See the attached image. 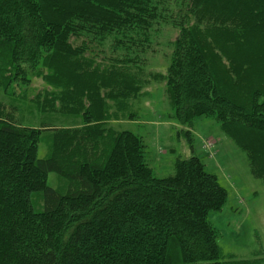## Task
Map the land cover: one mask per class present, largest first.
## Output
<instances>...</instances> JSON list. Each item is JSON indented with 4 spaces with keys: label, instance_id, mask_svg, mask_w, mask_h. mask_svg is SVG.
<instances>
[{
    "label": "trees",
    "instance_id": "1",
    "mask_svg": "<svg viewBox=\"0 0 264 264\" xmlns=\"http://www.w3.org/2000/svg\"><path fill=\"white\" fill-rule=\"evenodd\" d=\"M166 17L179 29L166 95L192 153L158 178L141 139L108 125L105 97L121 106L141 86L71 39L127 48ZM28 74L56 89L27 99ZM198 117L264 183V0H0V264H263L220 260L207 216L227 192L194 153Z\"/></svg>",
    "mask_w": 264,
    "mask_h": 264
},
{
    "label": "rangeland",
    "instance_id": "2",
    "mask_svg": "<svg viewBox=\"0 0 264 264\" xmlns=\"http://www.w3.org/2000/svg\"><path fill=\"white\" fill-rule=\"evenodd\" d=\"M178 32L173 19L166 17L147 32L148 39L138 37L127 48L115 46L111 39L103 42L91 37L71 39L73 46L87 43L86 60L94 61L102 69L120 68L121 74L128 76L130 86H141L138 95L133 92L127 99L118 101L123 103L121 106L105 97L109 112L118 110L108 125L118 131H130L141 139L144 160L158 178L172 175L176 158H187L192 153L185 136L178 133L186 130L185 127L172 119L164 80ZM28 76L32 79L26 87L27 99L39 95L42 102L45 90L56 89L41 78ZM15 91L20 98L23 92L17 88ZM190 131L194 153L203 162L205 172L216 176L227 192L221 210L211 211L207 216L216 232L220 260L260 259L264 264L263 181L252 176L245 152L222 133L216 121L198 117ZM42 136L38 147L40 159L47 156L50 146L47 136ZM46 182L56 190H63L67 183L55 173H49Z\"/></svg>",
    "mask_w": 264,
    "mask_h": 264
},
{
    "label": "bare ground",
    "instance_id": "3",
    "mask_svg": "<svg viewBox=\"0 0 264 264\" xmlns=\"http://www.w3.org/2000/svg\"><path fill=\"white\" fill-rule=\"evenodd\" d=\"M210 150V149H209Z\"/></svg>",
    "mask_w": 264,
    "mask_h": 264
}]
</instances>
